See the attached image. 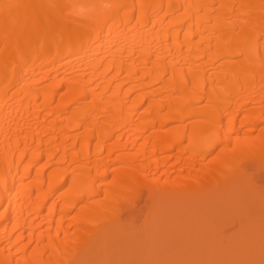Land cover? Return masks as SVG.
<instances>
[{"label": "bare ground", "instance_id": "6f19581e", "mask_svg": "<svg viewBox=\"0 0 264 264\" xmlns=\"http://www.w3.org/2000/svg\"><path fill=\"white\" fill-rule=\"evenodd\" d=\"M263 179L264 0H0V264H264Z\"/></svg>", "mask_w": 264, "mask_h": 264}, {"label": "rangeland", "instance_id": "374dc122", "mask_svg": "<svg viewBox=\"0 0 264 264\" xmlns=\"http://www.w3.org/2000/svg\"><path fill=\"white\" fill-rule=\"evenodd\" d=\"M263 181H264V179H263ZM262 180H261V182L259 183V185H260V188L261 189H263L264 190V182H263ZM221 190H228L226 187L225 188H221V187H218V189L216 190V191H221ZM198 194H200L199 196H201L204 192H203V190H201L200 192H197ZM176 194H173L172 196H175ZM185 202L186 201H188V200H184ZM197 201H199V203H204L206 200H204L203 198L201 199H198ZM220 203H218V204H216V207L219 205ZM157 209H158V207H153L152 209H144L143 210V212L141 213V216H139V220H138V222H137V226L138 227H140L139 229H140V233H141V236L143 237V235H145L146 234V232L149 230V227H148V225L149 226H152V225H154V224H156V223H158V222H171V223H180V222H182V217H180L178 214H169V215H162V214H159L158 212H157ZM205 239V237L204 236H200V235H198L196 238H193V239H191L192 241H194V242H196L198 245H197V247L195 248V249H199V247H200V244L203 242V240ZM157 243V241L156 240H154V239H151V241H150V245L151 244H156ZM226 245H225V247H226V249L228 250V251H234V244H232V243H228V242H226L225 243ZM140 245H142L141 243H140ZM139 245V246H140ZM138 246V247H139ZM166 247V245H160V244H157V246H155V247H152V252H154V253H160V251L162 252H164V253H167L168 252V250H169V248H165ZM133 248L132 246L131 247H127V246H124V247H122V251H130V250H132V251H136L137 249H139V248ZM174 248H172V249H175V250H173L174 252H176V251H178V250H180L181 249V247H182V245H180V243L179 244H176V247H175V245L173 246ZM154 249V250H153ZM169 252H170V250H169ZM153 253V254H154ZM156 255V254H155ZM154 255V256H155ZM138 256H140V255H138ZM168 258V257H167ZM166 258V259H167ZM171 258V257H170ZM149 260H151V262H148L147 264H154V260H155V264H157L158 262H159V259L157 260V257H155V259L153 258V257H151V259H149ZM156 260H157V262H156ZM170 260V259H169ZM173 260V259H172ZM193 260H195V259H193ZM192 260V261H193ZM199 260V259H198ZM201 260V259H200ZM183 261H185V262H183ZM202 262H203V264H205L204 262V260H202ZM202 262H200V263H197V264H201ZM189 264V261L187 260V259H182V261H181V263L180 264ZM104 264H117L116 262H115V259H114V257H109L108 259H106L105 261H104ZM165 264H173L172 262H171V260H170V263H167V260H166V263Z\"/></svg>", "mask_w": 264, "mask_h": 264}]
</instances>
